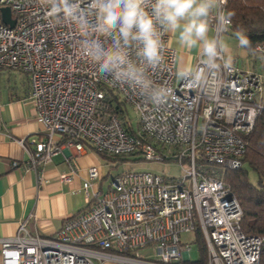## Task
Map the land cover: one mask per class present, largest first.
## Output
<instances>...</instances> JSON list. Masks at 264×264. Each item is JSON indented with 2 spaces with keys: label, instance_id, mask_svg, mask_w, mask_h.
I'll return each instance as SVG.
<instances>
[{
  "label": "built area",
  "instance_id": "2783aa9c",
  "mask_svg": "<svg viewBox=\"0 0 264 264\" xmlns=\"http://www.w3.org/2000/svg\"><path fill=\"white\" fill-rule=\"evenodd\" d=\"M0 7H9L16 19L11 27L0 13V67L28 75L27 98L44 127V138L32 140L35 148L20 140L27 167L41 170L63 145L81 153L84 143L112 156L141 154L187 165L179 177L124 172L104 191L92 189L100 174L89 167L81 186L86 207L52 237L32 234L28 220L22 221L14 236L0 239L2 264H182L191 259V246L181 242L188 231L202 234L207 264L259 263L264 235L243 232L242 207L222 172L242 165L246 136L264 109V65L259 70L229 62L215 94L201 93L175 78L177 55L165 35V64L153 79L174 94L155 106L98 74L77 49L72 30L50 26L37 0H0ZM231 27L232 21L223 34ZM255 51L264 61V42ZM114 95L134 109L137 125L130 113L123 119L116 112ZM73 174L61 178L69 182ZM147 247L157 260L141 253Z\"/></svg>",
  "mask_w": 264,
  "mask_h": 264
},
{
  "label": "clouds",
  "instance_id": "9594fccd",
  "mask_svg": "<svg viewBox=\"0 0 264 264\" xmlns=\"http://www.w3.org/2000/svg\"><path fill=\"white\" fill-rule=\"evenodd\" d=\"M226 0H37L50 26L75 34L80 54L98 74L111 78L155 106L166 103L173 89L153 76L165 64V35L174 34L186 52L199 60L176 61L175 78L201 93L214 95L222 69L230 67L229 46L221 35L231 23ZM213 28L215 31H213ZM238 46L250 40L237 34Z\"/></svg>",
  "mask_w": 264,
  "mask_h": 264
},
{
  "label": "crops",
  "instance_id": "0c3cea01",
  "mask_svg": "<svg viewBox=\"0 0 264 264\" xmlns=\"http://www.w3.org/2000/svg\"><path fill=\"white\" fill-rule=\"evenodd\" d=\"M227 36L221 35L226 44L229 41ZM169 40L177 60L183 57L190 63L198 62L197 51L182 50L174 34ZM229 48V62L261 70L262 59L255 53L238 46L236 55ZM240 58L243 66L239 64ZM29 88V77L25 72L0 67V239L14 236L25 219L32 234L54 236L66 218L86 207L81 186L87 178L88 168H99V177L92 181L93 190L104 191L103 180L107 177L96 151L88 143H84L81 153H77L75 147L63 145L41 170L25 165L29 154L20 140L24 139L33 149L35 144L32 140L44 138L43 124L37 119L34 104L27 98ZM14 161L19 163L18 166H13ZM72 170L75 171L72 180L64 181L62 175Z\"/></svg>",
  "mask_w": 264,
  "mask_h": 264
},
{
  "label": "trees",
  "instance_id": "16d2710c",
  "mask_svg": "<svg viewBox=\"0 0 264 264\" xmlns=\"http://www.w3.org/2000/svg\"><path fill=\"white\" fill-rule=\"evenodd\" d=\"M226 12L232 13V31L230 33L247 36L250 45L245 48L257 56L255 48L264 42V0H228ZM114 97L113 108L123 119L127 118L128 107L116 95ZM246 140L248 146L242 157V165L236 169L223 170L222 179L231 186L242 207L241 227L243 232L249 235H264V109L257 117L255 126L246 136ZM100 154L105 157L112 156ZM113 157L124 158L120 155H113ZM244 165L257 173V184L250 180L248 168ZM196 233L200 256L196 260H184L181 262L182 264H207L205 240L200 231H196ZM258 264H264V250Z\"/></svg>",
  "mask_w": 264,
  "mask_h": 264
},
{
  "label": "rangeland",
  "instance_id": "374dc122",
  "mask_svg": "<svg viewBox=\"0 0 264 264\" xmlns=\"http://www.w3.org/2000/svg\"><path fill=\"white\" fill-rule=\"evenodd\" d=\"M228 35L227 45L234 50V53L238 55L237 47L238 41L236 39V34H224ZM241 64V58L239 59ZM264 61L261 60V69L263 68ZM243 66V65H242ZM244 67V66H243ZM130 117L133 119L135 125H137L138 117L132 107H129ZM100 159V164L104 174L107 177L103 180V189H108L109 185L112 183V180L115 176L120 175L128 171H147L154 174H159L167 177H179L185 173L184 168L187 167L185 164H181L177 160H148L145 159L141 154L128 155L124 158H116L113 156L105 157L99 152L96 151ZM248 168V174L250 180L257 184V173L249 168L247 165H244ZM181 242L188 243L191 246V259L196 260L200 256L199 244L197 241V233L193 231L183 232L181 234ZM141 253L146 256L147 259L157 260V255L154 252L152 247H147L141 249Z\"/></svg>",
  "mask_w": 264,
  "mask_h": 264
},
{
  "label": "water",
  "instance_id": "95a60500",
  "mask_svg": "<svg viewBox=\"0 0 264 264\" xmlns=\"http://www.w3.org/2000/svg\"><path fill=\"white\" fill-rule=\"evenodd\" d=\"M0 13L3 21L13 27L16 19L12 17V11L9 7H0Z\"/></svg>",
  "mask_w": 264,
  "mask_h": 264
}]
</instances>
